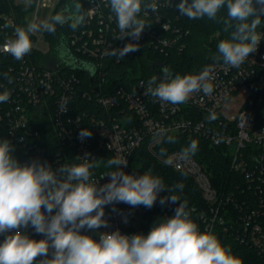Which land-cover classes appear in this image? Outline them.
<instances>
[{
	"label": "built area",
	"instance_id": "obj_1",
	"mask_svg": "<svg viewBox=\"0 0 264 264\" xmlns=\"http://www.w3.org/2000/svg\"><path fill=\"white\" fill-rule=\"evenodd\" d=\"M174 1L171 0V4ZM93 2L99 5L98 10L70 34L69 44V56L76 58L80 68L88 69L97 83L94 91L80 92L84 98L94 96L92 111L82 106L83 99L77 98L80 80L75 73L69 74L62 64L52 68L37 65L27 54L17 77L6 87L0 82V93L5 90L11 93L7 103H0V140L7 139L14 145L13 155L19 162L38 160L50 164L54 170L64 163H82L87 154L97 164L92 171L99 185L110 182L109 176L101 178L103 175L117 170L105 166L107 159L115 157L126 159L127 165L121 166L126 174L153 175L139 161L142 151L149 153L174 171L191 177L201 190L210 206L209 212L197 207L189 211L201 232L212 233L216 222L225 224V230L231 231L241 243L251 245L264 259V38L239 68H228L222 62L210 65L214 69L211 95L199 92L184 104L161 103L145 95L147 82L144 79L131 86L122 84L105 93L102 83L106 80V57L111 54L120 32L114 14L105 10L101 0H85L83 8L89 9ZM158 3L159 11L149 13L146 20L150 26L143 30L139 40L165 49L175 46L181 33L179 28H172L163 20L160 9L168 7L167 0H158ZM39 5L40 0H36L29 15L31 18L35 11L32 17L35 21ZM0 19L15 25L12 15L0 13ZM94 23L99 30L96 34L91 27ZM169 31L173 35L168 34ZM258 31L264 33V24ZM4 42L0 41V46ZM237 95L244 97L238 113L229 116L222 112L223 106ZM212 113L215 119L210 118ZM84 128L90 129L92 135L81 140L79 133ZM158 132L162 134L157 135ZM170 134L198 135L213 146L226 147L233 170L243 175L249 188L261 195L258 207H246V201L241 202L232 192L221 193L211 173L193 155L185 159L180 149L164 151L161 155L165 138ZM162 195L166 197V193L160 191L151 208L133 207L123 202L106 205L104 219L108 227L99 231L119 230L126 235L146 236L155 221L171 218L168 212L158 214ZM230 204L239 209V213L227 223L219 211ZM21 231L32 239L44 238L31 226ZM14 232L0 234V243ZM81 234L99 239L86 228Z\"/></svg>",
	"mask_w": 264,
	"mask_h": 264
},
{
	"label": "clouds",
	"instance_id": "obj_2",
	"mask_svg": "<svg viewBox=\"0 0 264 264\" xmlns=\"http://www.w3.org/2000/svg\"><path fill=\"white\" fill-rule=\"evenodd\" d=\"M32 3L33 0H25L26 7ZM104 6L115 16L119 39L133 40H139L143 30L150 26L146 20L149 13L160 8L158 0H104ZM167 6L171 7V0H167ZM98 8L93 2L85 10L80 0H72L63 10L39 23L33 20L26 26H15L7 22L4 27L13 28V37L5 40L0 51L22 60L32 50L31 34L41 30L54 34L57 26L66 24L75 31ZM177 8L181 16L190 20H216L222 10L226 11L220 18L228 37L219 41L213 59L228 68L244 64L264 38V33L258 31L264 24V0H181ZM163 27L167 29L166 24ZM138 49V44L129 42L121 49H113L112 54L123 58ZM213 71L212 66H205L198 74L181 76L165 66L162 78L153 76L147 81L145 95L172 105L186 103L194 93L211 95ZM10 95L8 90L0 93V103H7ZM210 118L215 119V114H210ZM91 135L87 128L79 133L81 140ZM167 139L169 143L175 142L174 137ZM197 150L198 142L192 140L181 154L187 159ZM14 151L9 140H0V234L15 230L0 243V264H34L38 257L39 264H241L215 234L199 230L184 203L179 204L171 218L155 221L146 236L126 235L119 230L100 232L102 227H108L104 219L106 205L123 202L151 208L159 192L168 189L158 176L126 174L121 169L127 165L125 158L107 159L105 166L117 170L103 175L101 178L107 175L110 182L99 185L92 171L97 164L87 154L82 163H64L54 170L38 160L21 163ZM164 151L161 149V155ZM173 187L183 189L182 184ZM166 201L175 203L179 199L170 194L161 198L160 204ZM29 226L44 238L32 239L21 231ZM85 228L99 239L81 234Z\"/></svg>",
	"mask_w": 264,
	"mask_h": 264
},
{
	"label": "trees",
	"instance_id": "obj_3",
	"mask_svg": "<svg viewBox=\"0 0 264 264\" xmlns=\"http://www.w3.org/2000/svg\"><path fill=\"white\" fill-rule=\"evenodd\" d=\"M106 11L110 9L104 6V0H101ZM72 0H60L53 13L63 10L66 5ZM85 5V0H80ZM181 0H176L171 4V7L161 8L163 20L169 22L172 28H179V42L175 46L165 49L156 47L142 40H133L130 37L124 39H115L113 49H121L127 43H136L139 49L135 52H130L123 58L113 55L112 52L106 57V65L104 73L106 80L103 81V91L115 89L122 84L132 85L139 83V80L144 79L147 82L153 76L162 78V68L168 67L174 75L196 74L205 66H210L215 63L213 57L217 54V44L221 39L228 37V33L223 31V23L220 17L226 15V11L222 10L216 20H208L206 17L200 20H190L185 16H181L177 5ZM191 2V0H189ZM36 0L30 7H26L24 2L20 0H0V13L14 16L15 26H26L29 20V15L35 8ZM264 19V18H262ZM8 21L0 19V41H5L9 37H13V28H5L4 25ZM96 23L91 27L95 28V34L99 32ZM98 26V25H97ZM74 32L68 25L57 26L54 34L47 33V37L51 43L50 52L43 54L39 49L32 48L29 53L31 60L35 64H41L44 67L52 68L62 64L64 69H68L69 74L75 73L79 78V90L77 98L83 99L82 106L88 111L94 107V96L81 97L82 90L94 91L97 83L92 79L91 72L88 69L80 68L74 56H69L70 34ZM168 34L173 35L171 31ZM31 41L35 39V35L31 34ZM182 46V49H180ZM64 52V54H63ZM68 53V54H67ZM67 54V55H66ZM24 58H28L26 55ZM22 60L14 59L10 54L5 52L0 54V82L4 86L10 84L9 79H15L20 72ZM66 63V64H64ZM73 63V64H71ZM61 65V66H62ZM67 73V74H68ZM159 82V81H158ZM91 94V93H90ZM93 94V93H92ZM94 95V94H93ZM80 105V104H79ZM184 109H187L186 107ZM101 112V111H100ZM197 114V112H196ZM174 137L175 142L169 143L168 137ZM53 139V138H51ZM192 140L198 142V150L193 155L197 158L211 173L212 180L216 187L222 192H232L241 201H246V207H258L261 195L256 193L246 183L243 175L236 173L232 167V159L228 155V149L222 146H213L210 142L201 136H188L186 134H170L165 138V152L188 147ZM142 159L139 160L143 168L152 171L153 176H158L162 179L166 188L161 190V193H166V197L174 194L179 201L172 203L167 202L160 204L159 198L158 214L168 212L170 217L174 215L175 209L180 203L187 205L186 211H190L192 207H197L199 210L209 212L210 206L205 201L201 190L196 185L191 177L186 174L179 173L171 169L169 166L159 162L149 153L142 151ZM182 184L183 189H176L173 186ZM239 209H235L234 205L230 204L220 208L219 214L227 223L232 216H236ZM264 222V216H263ZM213 234H215L221 243L231 249L232 254L238 257L241 264H264V259L251 247V245L238 241L229 230H225V224L215 223ZM41 258H37L34 264H39Z\"/></svg>",
	"mask_w": 264,
	"mask_h": 264
},
{
	"label": "rangeland",
	"instance_id": "obj_4",
	"mask_svg": "<svg viewBox=\"0 0 264 264\" xmlns=\"http://www.w3.org/2000/svg\"><path fill=\"white\" fill-rule=\"evenodd\" d=\"M20 1L25 3V0H20ZM59 2L60 0H40V5L36 16V22L39 23L41 20H44L45 18H48L51 15H53L57 7V4ZM34 15H35V11L33 12L32 17H34ZM32 17L29 18L28 23L30 21H33ZM34 35H35V39L32 41V46H34L36 49H39L43 54L49 53L51 49V43L47 37V32L41 30L35 32ZM243 102H244L243 95H237L229 102H227L223 106L221 111L229 116L235 115L236 113H238Z\"/></svg>",
	"mask_w": 264,
	"mask_h": 264
},
{
	"label": "water",
	"instance_id": "obj_5",
	"mask_svg": "<svg viewBox=\"0 0 264 264\" xmlns=\"http://www.w3.org/2000/svg\"><path fill=\"white\" fill-rule=\"evenodd\" d=\"M67 54H68V53H67ZM67 54H66V55H67ZM71 64H73V63H71Z\"/></svg>",
	"mask_w": 264,
	"mask_h": 264
}]
</instances>
